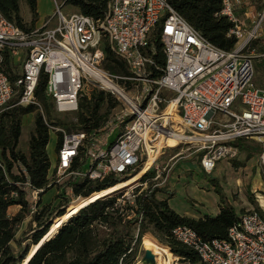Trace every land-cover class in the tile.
Instances as JSON below:
<instances>
[{"label":"built area","instance_id":"built-area-1","mask_svg":"<svg viewBox=\"0 0 264 264\" xmlns=\"http://www.w3.org/2000/svg\"><path fill=\"white\" fill-rule=\"evenodd\" d=\"M52 1L53 16L29 30L0 12V117L14 106L37 107L35 91L43 75V92L57 112L77 111L84 88L91 86L115 96L123 105L120 116L125 124L108 142L112 131L88 137L83 131L45 122L49 133L56 135L57 153L45 187L34 188L26 169L13 162L11 173L18 177L15 185L25 203L14 206L19 211L24 208L32 232L38 230L34 216L45 205L48 190L58 189L49 202L54 197L64 202L61 214L41 227L47 230L40 241L72 204L96 193L75 194L79 184L130 177L151 161V177L95 200L113 197L109 211L124 220H136L137 234L144 216L139 202L167 178L166 168H160L157 161L169 149L164 141L173 136L176 124L183 135L178 145L196 147L205 174H211L220 161L237 157L235 141L253 140L264 147V89L253 84V56L248 52L254 41L264 40V12L256 20L250 16L248 26L239 18L245 0H222L220 15L231 23L227 36L236 39L234 47L225 51L203 39L168 0H109L98 20L80 13L65 15L61 2ZM156 35L162 66L154 60ZM102 38L124 62L126 74L102 67ZM173 100L175 112L166 115ZM259 161L264 165V149ZM10 197L19 198L18 191ZM171 233L197 254L201 264H264V216L254 209L238 215L226 239L203 240L185 225L174 227Z\"/></svg>","mask_w":264,"mask_h":264},{"label":"trees","instance_id":"trees-1","mask_svg":"<svg viewBox=\"0 0 264 264\" xmlns=\"http://www.w3.org/2000/svg\"><path fill=\"white\" fill-rule=\"evenodd\" d=\"M168 1L174 10L210 44L225 51L234 47L236 39L227 36L231 23L220 15L222 0ZM21 2L27 5L33 23L36 22L37 0H0V12L18 27L29 30L30 28L24 24L20 16ZM108 3L109 0H61V6L69 4L75 7L79 11L78 13L94 20L103 18ZM152 42L155 50L154 60L162 66L164 57L157 35ZM103 52L107 60L116 64L115 67L106 66L109 72L118 74L123 71L122 74L127 73L124 62L114 54L108 43L103 45ZM45 81V76L41 75L35 96L45 114L50 116L47 101L50 99L43 92ZM105 103H107V107H112L111 96L103 91L93 89L90 98L82 95L78 102L77 119L80 127L77 131H83L88 137L97 133L104 121V115L99 114V111ZM32 112L34 113L33 131L29 136L27 152L23 153L19 150L22 120L25 115ZM49 135L42 111L35 105L11 107L5 110L0 117V162L3 165L0 166V264H129L135 247L146 233L151 235L155 233V238L149 241L157 244L165 253L177 256L180 262L201 264L194 251L179 243L172 236V229L178 225H185L203 240L226 239L229 228L238 220V214L233 206L226 201L216 184L210 180L219 198V212L215 216L204 215L198 219L180 216L169 207L167 199L156 197V193L161 192L171 198L174 192H167L164 188H152L139 202L144 216L137 234L130 233V228L134 227L136 220H124L109 211L114 200L113 197H109L83 205L75 216L58 228L55 222L52 225L55 227L43 239V243H40L41 237L47 230V227H41L48 222V215L54 207L47 201L39 214L34 216L38 229L31 235V242L34 245L29 251L26 249L23 255L18 257L10 244L15 240V233L25 216V210L23 208L14 216H9L7 211L11 206L25 205V203L15 185L18 177L11 173L12 165L13 162H18L26 169L30 183L34 188L45 187L50 167L46 152ZM233 145L238 148V151L247 152L249 155L254 153V150L242 144L241 141H235ZM150 175H153V172L146 173L141 179ZM128 179L129 177H108L102 182L84 181L74 189V193L87 196L92 192L111 189ZM15 190L19 194L17 199L10 197L11 192ZM248 199L254 204V210L264 216V212L257 204L251 198ZM65 220L66 218L62 222ZM117 223L122 225L119 230L115 229ZM103 227H112L113 230L101 236L99 232ZM144 238L151 237L145 236ZM39 243L40 245H38ZM31 252L32 255H29Z\"/></svg>","mask_w":264,"mask_h":264},{"label":"rangeland","instance_id":"rangeland-1","mask_svg":"<svg viewBox=\"0 0 264 264\" xmlns=\"http://www.w3.org/2000/svg\"><path fill=\"white\" fill-rule=\"evenodd\" d=\"M58 2H61V0H57ZM245 7L241 10L240 9V20L244 21L248 26L252 24V18L250 16L254 15L256 18H258V15L264 12V0H245ZM40 8L38 6V3L36 5V11L37 13V24L36 22L33 23L32 16L30 14V11L27 7V5L24 2L20 3L19 6V12L20 16L23 19L24 24L28 28H34L42 25L48 18L52 17L55 11V5L52 0H47L44 2V10L46 11L43 15L40 13ZM63 14L69 15L73 13H78L79 11L69 5L64 4L61 8ZM249 16L248 18L246 16ZM55 21H52L51 25H53ZM102 46L107 42L105 38H102L101 40ZM109 44V43H108ZM250 54L253 56V64H254V77H253V84L255 87L259 89H264V40L261 41H254L250 49L248 50ZM106 66L115 67L116 64L113 62H110L106 58L102 62V67L107 69ZM108 70V69H107ZM117 71V70H116ZM120 70L118 69V72ZM120 73L118 74H122ZM124 73V72H123ZM97 90L91 86L85 87L83 90V95L87 98H90L92 90ZM101 91V90H100ZM105 94L111 96L112 98V107H107V103H105L101 110L99 111V114L104 115V121L101 125V127L98 129V131L103 132L106 131V133H110L112 131V136L108 137V142L113 139L117 134H120L122 131V126L125 124V120H121L122 117L120 116L121 111L123 109V105L115 98V96L111 95L110 93L103 91ZM49 104V115L47 116L45 112L43 111V108L41 104L38 102L37 108L42 111L44 121L48 124H53L55 126L62 127L64 129H68L71 131H77L79 130L80 125H78V119H77V111L71 112V113H59L56 111L53 103L50 100H47ZM31 118L29 117V123H28V117L25 116L23 119L24 125L22 128L20 141H19V150L23 153L27 152L28 147V140L30 133L33 131V116L34 113H30ZM176 124V127H174V132H180V128ZM104 133V134H106ZM55 141H56V135L53 133H50L49 135V142L46 148L47 155L49 157L50 164L53 165L55 163L56 159V148H55ZM176 140L170 141L169 143H173ZM242 144L247 145L252 150H254V153L252 155H249L247 152L239 151L237 157L228 160V162L225 163H217L216 168L213 170L211 174H205L202 169L200 168L199 161H200V154L196 151V147L193 144H180L176 146L174 149H164L163 153L160 155L157 165L160 168H166L167 177H171L174 173V171L184 169L183 176H179L180 178L176 182L175 176H174V190H170L171 187L167 185V183H163L159 188H164L167 192H174V195L170 198V205L175 209H180L188 204L189 199H195L199 200L202 196L199 194V196H195L189 192H185L184 187L193 186L195 182L199 184V186H203L202 183L208 182L209 186L213 187L212 192L215 193L213 183L216 184L217 188L221 192V194L225 197L226 201L230 200L237 210V214L240 215L247 210H250V208H254V204H252L248 198H251L254 203L257 204V206L260 208L262 212H264V165H261L259 161V155L262 152V145L253 140H244L241 141ZM189 165L194 166L195 169L193 171L186 170ZM149 167H147V172L145 173H151V170H148ZM142 169V167L138 170V172ZM14 172V171H13ZM133 173L130 175L129 179L135 175L138 174ZM141 174V176L138 177V180L134 183L140 182L139 180L143 177L145 174ZM175 175V174H174ZM150 175L149 177H151ZM164 175L162 176V178ZM167 179V178H166ZM165 179V182H166ZM212 180V182L210 181ZM148 186L150 187V182H147ZM133 185V184H132ZM130 185V186H132ZM130 186H123L115 189L118 190H124L125 188H129ZM169 188V189H168ZM55 190L58 189H51L46 192L44 195V200L47 202L49 201L55 192ZM112 190V191H115ZM110 191V192H112ZM108 192V193H110ZM159 195L157 197L161 198V192H158ZM105 194V193H104ZM107 194V193H106ZM204 194L208 196V193L205 191ZM167 195V194H166ZM168 196V195H167ZM204 196V195H203ZM215 197L217 194L215 193ZM229 202V201H228ZM89 203V201H85V203L81 204L80 206L86 205ZM190 206L197 208L194 206V201H190ZM50 204H52L54 207L51 210L50 215H48L49 219H52L55 217V214H58L56 211H60L61 207L64 205V202H59L58 200H55V197L51 200ZM63 208V207H62ZM75 211L77 208H80L79 206L73 207ZM20 211L17 209V207H11L9 213L18 214ZM32 223L30 219L27 216H24V219L19 224L17 231L15 233V240L11 242L10 246L14 253L19 257L22 256L24 251L27 249V251L30 250V248L34 245L31 242V235L32 232ZM122 228V225L119 223L116 224L115 229L119 230ZM99 232L101 236H104L105 234L112 231V227H103L100 229ZM130 233L134 234L136 233L135 228H130ZM145 236H149L151 238H144ZM155 238L154 235H151L150 233L144 234V236L141 238V241L137 246L135 247V250L133 251V254L131 256V260L129 264H145L143 262V256H144V249L147 248V246H157V244L149 241L151 239ZM157 243V242H156ZM160 245V244H159ZM162 250L161 248H159ZM168 249V248H167ZM163 251V250H162ZM173 255V254H172ZM174 256V255H173ZM157 259L161 263H166L168 260L165 256H156ZM175 257V258H174ZM173 257L172 264H190L188 262H180L177 256ZM24 260V258H23ZM22 260V261H23ZM22 263V262H21Z\"/></svg>","mask_w":264,"mask_h":264},{"label":"crops","instance_id":"crops-1","mask_svg":"<svg viewBox=\"0 0 264 264\" xmlns=\"http://www.w3.org/2000/svg\"><path fill=\"white\" fill-rule=\"evenodd\" d=\"M47 0H37V3H38V6L39 7H41L40 8V13H41V15H43L46 11L44 10V2H46ZM37 14H39V13H37ZM36 24H37V21H36ZM31 114L29 113V114H27V115H25V116H27L28 118V123H29V117L31 118V116H30ZM24 116V117H25ZM23 117V119H25ZM23 121V120H22ZM23 125H24V122H23ZM23 125H22V128H23ZM21 132H22V129H21ZM47 148V147H46ZM228 162V160H222V161H220V164L221 163H227ZM201 168V167H200ZM186 170H191V171H193V169H195L194 168V166H191V165H189L187 168H185ZM183 171H184V169H180V170H175L174 171V173H173V175L171 176V177H167V179H166V182L165 183H167V185H169L170 187H171V189L170 190H174V188H173V185H174V183H173V181L175 180L176 182L178 181V179L180 178L179 176H183L184 174H183ZM175 174V175H174ZM174 176L176 177L175 179H174ZM202 187L201 186H199V184L197 183V182H195L194 184H193V186H189V187H184V190H185V192L187 193V192H189V193H191V194H193V195H197V196H199V194L200 195H202V196H200L201 198L199 199V200H195V199H191V198H188L189 199V202L190 201H194V206L195 207H197V208H194V207H191L190 206V203L188 202V204L187 205H185L184 207H182V208H180V209H175V208H173L171 205H170V203H169V201H170V198H168V196L166 195V194H164V193H161V198H159V197H157V195H159V193H156V197L158 198V199H167V203H168V205H169V207L171 208V209H173L177 214H179L180 216H185V217H189V218H193V219H198V218H200V217H202V216H204V215H208V216H215V215H217V213L219 212V198H218V195L215 197L214 195H215V193L214 192H212V186L210 187L209 186V183L208 182H204V183H202ZM169 189V188H168ZM207 192L208 193V196H206L205 194H204V192ZM188 194V193H187ZM204 195V196H203ZM229 201V203L233 206V208H234V210H235V212H236V214H237V210L235 209V206H234V204L230 201V200H228ZM11 207H16V206H11ZM11 207H9L8 208V211H7V213L9 214V215H15V214H13V213H9V211H10V208ZM250 209H254V208H250Z\"/></svg>","mask_w":264,"mask_h":264},{"label":"bare ground","instance_id":"bare-ground-1","mask_svg":"<svg viewBox=\"0 0 264 264\" xmlns=\"http://www.w3.org/2000/svg\"><path fill=\"white\" fill-rule=\"evenodd\" d=\"M175 107H176V102L173 100L171 101L167 107H166V115H172L174 114L175 112ZM166 117V116H165ZM167 120V119H166ZM173 136L170 137V138H167L164 143L165 145L167 146V148H171V149H174L176 146H178V144L180 143V139L183 138V135H182V129L180 128V132H177L175 133L173 131ZM173 140H176L175 142L173 143H169L170 141H173ZM151 164V161H148L146 162V164L144 165V167L138 172L137 175L131 177L130 179L126 180L125 182H122L121 184L111 188V189H107V190H103V191H99V192H96L94 195H92L90 198H86V199H81L79 202H77L76 204H72L71 205V208L68 209L67 213H65L64 215L60 216L59 218H57L53 224L56 222V226L57 228L63 223V219L66 218V220H68V218H70V216H73L74 214L78 213L79 210H81L83 206H80L81 204H83L85 201H89L88 204H90L91 202H94L96 199L100 198L101 196H104L107 194H109L108 192L112 191V190H115L119 187H123V186H130L132 184H134L137 180H138V177L141 176V174L145 173L147 170V167H149ZM105 193V194H104ZM87 204V205H88ZM79 206L80 208H77L78 210L75 211V209H72L73 207H77ZM85 207V206H84ZM65 220V221H66ZM64 221V222H65ZM52 224V225H53ZM55 227V226H54ZM51 226V229L50 231L54 228ZM56 228V229H57ZM49 231V232H50ZM48 232V233H49ZM47 236V235H46ZM45 236V238H46ZM43 238V239H45ZM43 239L40 241V243H42ZM40 243L38 245H40ZM36 249V248H35ZM144 251L148 252L149 254H152L154 256V264H159V260L157 259V255L159 256H165L167 258V262L165 264H172V261H173V256L169 253H165L164 251L160 250L159 248L155 247V246H147V248L144 249ZM29 255H32V252L31 254L29 253ZM25 264V263H24ZM161 264H164V263H161Z\"/></svg>","mask_w":264,"mask_h":264},{"label":"water","instance_id":"water-1","mask_svg":"<svg viewBox=\"0 0 264 264\" xmlns=\"http://www.w3.org/2000/svg\"><path fill=\"white\" fill-rule=\"evenodd\" d=\"M143 262L145 264H154V256L145 251L143 256Z\"/></svg>","mask_w":264,"mask_h":264}]
</instances>
